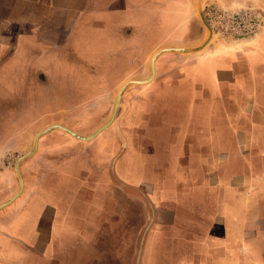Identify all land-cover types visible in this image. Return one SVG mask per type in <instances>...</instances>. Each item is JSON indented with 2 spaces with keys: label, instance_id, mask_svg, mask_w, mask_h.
Here are the masks:
<instances>
[{
  "label": "crops",
  "instance_id": "0c3cea01",
  "mask_svg": "<svg viewBox=\"0 0 264 264\" xmlns=\"http://www.w3.org/2000/svg\"><path fill=\"white\" fill-rule=\"evenodd\" d=\"M106 1L101 0L99 4L104 8H99L90 5V0H12L7 14L0 19V51L1 47L15 50L20 37L29 36L51 50V56L59 50L60 56L56 54L52 59L61 60L71 51L67 41L72 32L88 21L83 19L86 14L105 20L111 12L125 11L124 0ZM162 1L159 10L162 18L156 31L158 40L144 48L141 55L137 52L141 49L131 53L133 61L129 64L134 68L144 64L153 51L165 47L193 48L204 40L194 0ZM164 1H168L167 7ZM199 1L202 7L214 4L231 9L239 3L264 11V0ZM12 36L14 43L10 41ZM205 51V61L211 66L200 74L196 58ZM166 54L178 57L160 59ZM166 54L157 59L151 83L128 93V109L118 127L124 143L116 130L110 131L103 151L99 148L96 155H74L79 152L75 139L54 129L64 141L62 148L59 150L49 140L47 135L52 130L39 139L32 155L38 157L31 156L20 163L23 187L15 200L25 195L27 203L17 218L7 223L2 222L1 214L16 201L0 210V226L4 229L0 231V264H25L29 256L35 260L45 258L42 254L47 246L53 253L50 259L70 257L86 264H135L138 240L139 244L143 240L139 264H264V163L261 161L264 159V26L251 41L212 40L198 54ZM191 60L190 64L186 63ZM191 67L197 71L195 74L189 72ZM124 74L119 82L137 80L132 78L137 75V69L129 76ZM161 83L185 87L183 94L181 91L176 95L178 102L185 105L183 112L174 107L162 108L160 112L151 108L154 104L149 100V87ZM186 92L190 94L187 97ZM80 97L74 103L61 97L55 106L50 100L41 110L44 118L37 117L33 125L28 118L23 121L28 127L18 122L11 130L12 136L3 132L9 121L10 112L7 113L5 122L0 124V204L19 190V181L9 163L12 157H4L11 146H25L27 133L33 135V142L37 133L52 125L83 131L82 121L92 112L82 104L86 97ZM31 108L33 112L36 105ZM103 108L98 105L94 114ZM54 109L58 110L56 114ZM13 112L25 114L24 109ZM179 112L182 119L176 121L175 116H181ZM148 117L156 119L155 124H149ZM21 127H25L22 135L14 138ZM214 127L225 131L215 134ZM198 129L206 132L200 135ZM213 143L225 147L222 156L213 157ZM159 152L160 157L166 158L164 167L158 166ZM149 159L153 160L149 162ZM182 160L184 166L180 165ZM172 163L184 181L199 184L202 176L209 177V181H201L202 185L214 184L225 192L217 202V210L211 209L216 202L210 200V195L206 200L211 208L202 202L198 216L191 213L197 206L188 207L190 203L184 207L188 211L193 209L189 214L176 209L174 202L180 194L171 191L167 197L162 188L164 177L159 178V169H170ZM235 164L241 166L240 174L232 171ZM65 169L70 172L71 182L67 188H61L57 186L60 181L69 179ZM152 171L158 179L155 182L146 179ZM125 204L145 215L139 223L123 220L120 210ZM157 233L164 236L168 233V240L159 235L153 245ZM132 242L135 244L128 262L127 250H132ZM30 250L35 253L31 254ZM56 262L54 259L53 263Z\"/></svg>",
  "mask_w": 264,
  "mask_h": 264
},
{
  "label": "rangeland",
  "instance_id": "374dc122",
  "mask_svg": "<svg viewBox=\"0 0 264 264\" xmlns=\"http://www.w3.org/2000/svg\"><path fill=\"white\" fill-rule=\"evenodd\" d=\"M100 1L101 0H98V3L96 1V4L93 2V0H90V5L93 4L94 7L99 6V8H104V5L99 4ZM124 1L125 11L122 10L120 12H111L105 17V20L97 16L94 17L86 14L85 18L83 19H88V21H84L85 24L84 26H82L83 28H75V30L72 32V35H70V38L67 41L68 47L71 48V51H67L65 56L60 57L62 58L61 60L58 59L59 57L52 59L56 54L60 56L59 54L61 53L59 52V50L56 51V54L54 52V55L51 56V50H49L45 46L43 47L36 39L30 38L29 36L20 37L18 47H16L15 50H11L10 48L9 50H6V48L1 47L0 124L5 122V118L9 116V121L7 122L8 124L6 123L3 132H7V134H10L12 136L11 130L13 128H16L15 126L19 125L18 122L24 124L23 121H27L28 118L29 122L31 121V124L33 125V122H35V119L37 117H45L44 111L41 112V110L44 109L47 103L51 100V102L55 106L56 103L61 100V97L63 100H68L69 103L76 102L78 98H81V95L86 97L83 98V100L85 101H83L82 104L87 106L88 110L92 113L85 117V119H83L82 121V127L84 129L83 131H80L82 135L77 131H73L81 136L92 135L100 128V126H102L109 120L120 87L123 88L126 84L130 83L131 81L145 79L147 74L151 73L150 60L152 61L154 55L160 50L169 48L165 47L158 49L155 52L153 51L149 55V59L145 60L144 64L139 65L137 68H134L129 64V61H133V55H131V53L136 52V49H141L142 51H137L138 54L141 55V53L145 51L144 48L147 49L148 47L153 45L156 40H158L156 31L159 29L160 20L162 18L159 14V10L162 8L163 1ZM106 2L108 3L109 0H107ZM166 2L168 1H164V4H166L167 7L168 4ZM12 4V0H0V19L1 17H3V15L7 14V11ZM89 7L90 10L97 11L94 7ZM202 8L203 14L208 24L210 25L211 29L215 32V35L213 36L212 40L227 43V41H225V38L230 35L246 36L255 32L258 28L264 26V20L259 21V17H264V11L255 7L251 8L247 7L246 5H241L237 3L235 4V7L231 9L222 6H217L214 4L206 5ZM202 28L203 33L205 35V29L204 27ZM10 41L14 43L15 36H12L10 38ZM49 56H51L52 60H48ZM162 57L177 58L178 56H174L173 54H166L161 56L160 59ZM206 57L207 54L205 51L203 52L202 56L196 58V60L199 61L197 63L196 68L198 71L200 70V74H204L209 69V66H211L210 62L205 61ZM191 62L192 60L186 63L190 64ZM134 69H137V75L132 78H135L137 80L125 81L123 83L122 81H118L119 77L122 74L125 73L123 76H129V74H131ZM190 69L188 70L192 74H195V72H197L195 71L194 67H191ZM181 83L182 82H180V84ZM177 85L178 83L173 85L161 83L154 84V86H150L149 100L150 103L154 104V106L151 108L156 111L159 110L160 112L162 108L174 107L177 109V111L182 109L181 112H183L185 105L180 104V102H178L176 95H178L181 91V94H183V90H185V87L181 88L182 84L179 85V87H174ZM141 87L142 86L134 85L130 86L125 91L121 99L122 105L120 106L123 113L117 112L116 119L114 121L116 124H112L98 136L88 141H79L71 137L75 139V142L73 141L74 145L77 149H79V152H76V154L74 155L81 154L83 156H86L88 155V153L89 156L96 155L95 152H97L99 148H101L103 151V149L105 148L104 144H106L107 137L111 133L110 131L115 132L116 130L117 134L121 138L118 127L121 119L125 117L126 111L128 109L126 102L127 100H129L127 98L128 93L132 92L134 89H141ZM189 95L187 94V92L184 93V96L186 97ZM24 104L26 105L23 106ZM35 105L36 109L32 112L31 107H34ZM98 105L103 106L104 108L102 111L94 114V110H96ZM21 109H24V115H22L23 113L20 112H13L15 110L21 111ZM37 110H39L38 113L34 112ZM57 112L58 110L54 109L53 113L56 114ZM175 119L176 121L181 120L182 113L181 116L180 114H177L175 116ZM147 120L149 124H155L156 122V119L153 120L152 117H148ZM16 121L17 123L14 124V122ZM164 121L170 124L169 120L165 119ZM24 125L25 127H28L29 124ZM25 127H21V132L19 134L15 133L13 137L15 138L16 136H19ZM123 130L125 131V129ZM198 131L200 135L206 132L204 129H198ZM213 131L215 132V134L216 132L217 134H219V131L224 132L225 129L220 130L214 127ZM148 132L150 131L148 130ZM123 133L124 134H122V136H125V132ZM59 134V131L54 130V132L52 131V133L47 136H49V140L53 141L55 146L58 145V149L60 150L64 141L61 140ZM27 136L28 138L26 139L25 146L21 147L16 144L12 145L11 150H9L6 156H4L12 157L9 161V163H11L12 165V169L14 167V161L18 157H20L22 153L25 154V152L27 153L29 149L32 148L33 135H28L27 133ZM121 143H124V137L121 138ZM111 148L114 149V145L112 143ZM202 151L205 152V150ZM56 152H58V154L60 153V151ZM223 152H225V147L220 144L217 145L213 143V157L222 156ZM63 153H66L68 155V152ZM69 155H72V152L69 153ZM158 156V159H160L159 161H157L158 166L164 167V161L166 160V158L160 157L162 156L160 152L158 153ZM32 157H38V154ZM106 159L111 160V158L109 157H106ZM150 160L153 159H149V162ZM261 161L262 163H264L263 157L261 158ZM184 164L185 162L183 160L180 161V165L184 166ZM174 165V163L170 164V169H164V171L162 170V168L159 169V178L164 177V184L162 185V188L163 192L167 193V197H169V194L172 192L180 194L178 196V200L174 202L176 204V209H180L179 212H181L182 214H189L190 210L188 211V209L186 210L184 209V207L185 205L190 203L188 207L196 208L197 206V209H194V211L191 208V211L193 212H190L193 215L198 216L202 210V202L203 206H207L208 201L206 199L210 195V200L212 202L215 201L216 203L212 204V208L210 205H208V208H211L212 210H217V202L223 197V194H225V192L220 190L214 184H212V187L209 184L202 185L201 181H209V177L206 178L205 176H202L204 178H201L199 184H190L184 181V178L178 177V170L176 171V165V169L173 168ZM174 171H176V173H173ZM232 171L240 174L241 166H239L238 168V164H235ZM65 172L69 175V179L61 180L62 182L60 181L61 184H58L57 186H60L61 188L64 186L66 187V185H69V183L71 182L69 170L65 169ZM155 177L156 176L153 175L152 171V174L149 175L146 179L155 182L158 180ZM134 178H137V176H135ZM211 179H213V177ZM204 193L206 194L205 197ZM15 201L16 202L12 203L11 206H8L9 208L5 209L4 212L1 214V219L3 223H7L11 219H16L27 203L25 195L21 196ZM197 202L198 205L196 204ZM136 203L141 209V205H139L138 202ZM178 204L180 205V208ZM114 206L117 208L118 204ZM120 212L123 220L132 221L133 223L137 221L139 223L140 219L145 216L144 214L138 211L134 212L130 204H128L127 207L125 204L123 208H121ZM170 224L171 223H169V225ZM141 225L142 223L138 224L139 227ZM45 227L46 226H42L41 228ZM2 230L4 231L3 227L0 226V231ZM16 231L17 229L14 228V232ZM140 235L141 234L139 233V238ZM159 235L161 237H166L165 241L168 240V233H166L165 236L164 234L157 233V235H155L153 238L155 241L153 245H156L157 241L160 238ZM138 241L137 244L139 246ZM134 244L135 242H132L130 248H132ZM49 249L51 248L47 246V248H45V251L42 254L45 258L41 259L37 256L38 259L35 260L33 256H29L31 259L27 258L28 261L25 264H50L54 262V259L57 262L53 264H86L82 260H72L70 257H64V259L61 260H57V258L53 257H51L50 259L49 256H53V253H50L51 251ZM129 250H127L128 262L131 260L130 257L133 252V248L131 251ZM30 252L31 254L35 253L33 250H30ZM69 252L70 251H68V253ZM84 258L85 260H88L87 257Z\"/></svg>",
  "mask_w": 264,
  "mask_h": 264
},
{
  "label": "water",
  "instance_id": "95a60500",
  "mask_svg": "<svg viewBox=\"0 0 264 264\" xmlns=\"http://www.w3.org/2000/svg\"><path fill=\"white\" fill-rule=\"evenodd\" d=\"M194 4H195V10H196V14H197V17H198V20L200 22V24L202 25V27H204L205 29V35H204V40L202 41V43L196 47H193V48H171V49H164V50H160L159 52H157L155 55H154V59H157L159 56H161L162 54H166V53H177V54H184V55H189V54H195V53H198L200 52L202 49H204L210 42H211V39L213 37V35H215V32L211 29L210 25L208 24L204 14H203V8L200 4V1L199 0H194ZM259 21H263V18L262 17H259ZM261 28H258L255 32L249 34V35H246V36H237V35H230L228 37H226V41L227 42H231V41H242V40H245L246 38L249 40V39H254L257 37V35L259 34ZM154 63L153 61H151L150 63V67H151V78L149 82H151L155 76V71H154ZM146 81L144 82H135L133 84H127L125 85L117 94L116 96V100H115V104H114V109H113V112H112V115L111 117L109 118V120L103 124L96 132H94L92 135L90 136H81L75 132H73L72 130L64 127V126H61V125H52L48 128H46L44 131L42 132H39L37 133V136H35L34 138V141H33V145H32V148L30 151H28L27 153H25L24 155L20 156L16 161H15V164H14V172H15V175L19 181V190L18 192L13 195L9 200L5 201L4 203L0 204V210L3 209L4 207L10 205L20 194L21 190H22V187H23V178L21 177V173H20V163L31 157L35 151H36V148H37V139L39 137H42L43 135L49 133L50 131L54 130V129H59L65 133H67L68 135H70L71 137L79 140V141H88V140H91L93 138H95L96 136H98L101 132H103L105 129H107L108 127H110L112 124H116L114 121L116 119V115H117V112L120 108V106L122 105L120 103L121 101V98L123 96V94L125 93V91L130 87V86H143L145 84H142V83H145ZM149 82H146V83H149ZM142 242L143 240L140 241V244H139V249H138V254L136 256V260H135V264H139V260H140V252H141V246H142Z\"/></svg>",
  "mask_w": 264,
  "mask_h": 264
},
{
  "label": "bare ground",
  "instance_id": "6f19581e",
  "mask_svg": "<svg viewBox=\"0 0 264 264\" xmlns=\"http://www.w3.org/2000/svg\"><path fill=\"white\" fill-rule=\"evenodd\" d=\"M213 36H214V35H213ZM212 39H213V37H212ZM212 39H211V41H212ZM225 39H226V38H225ZM251 40H252V38L249 39V40L246 38L245 40H242V41H231L230 43H238V42H245V41H251ZM225 41H226V40H225ZM168 49H171V48H168ZM198 53H199V52H198ZM198 53H197V54H198ZM162 55H163V54H162ZM159 57H160V56H159ZM159 57H158V58H159ZM158 58H157V59H158ZM157 59H154V58L152 59V61H153V63H154V66H153L154 71H155V65H156V63H157ZM150 63H151V62H150ZM150 69H151V67H150ZM150 79H152V78H151V74H150V77H149L148 79H146V80L131 81V82L128 83V84H133V83H135V82H144V81L149 82ZM146 82H145V83H142V84L147 85V84H150V83H151V82H149V83H146ZM126 85H127V84H126ZM143 86H144V85H143ZM121 89H122V87L120 88V90H121ZM120 90H119V91H120ZM121 99H122V98H121ZM120 103H121V101H120ZM43 131H44V130H43ZM41 132H42V131H41ZM101 133H102V132H101ZM36 136H37V135H36ZM40 138H41V137H39L37 140L39 141ZM38 141H37V143H38Z\"/></svg>",
  "mask_w": 264,
  "mask_h": 264
},
{
  "label": "built area",
  "instance_id": "2783aa9c",
  "mask_svg": "<svg viewBox=\"0 0 264 264\" xmlns=\"http://www.w3.org/2000/svg\"><path fill=\"white\" fill-rule=\"evenodd\" d=\"M247 33V32H246Z\"/></svg>",
  "mask_w": 264,
  "mask_h": 264
}]
</instances>
